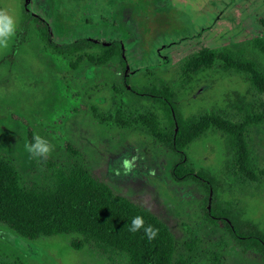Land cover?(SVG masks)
I'll return each instance as SVG.
<instances>
[{"label": "rangeland", "instance_id": "374dc122", "mask_svg": "<svg viewBox=\"0 0 264 264\" xmlns=\"http://www.w3.org/2000/svg\"><path fill=\"white\" fill-rule=\"evenodd\" d=\"M25 1L0 0V9L16 19L14 35L0 47V154L13 162L21 183L29 188L53 183L55 168L25 149L31 129L53 146L48 155L60 166L82 164L115 193L166 222L175 235L177 263L211 264L218 259L222 264H264L256 252L241 249L223 224L208 218L202 188L193 181L174 180L171 170L178 157L140 119L152 112L166 124L164 109L150 101L136 102L125 92L118 61L101 67L84 62L73 70L68 57L44 43L34 20L27 19V27L22 24L25 11L39 16L59 45L81 38L118 40L132 85L160 88L167 83L177 91L184 116L226 110L238 121L241 117L227 110V96L235 91L251 95L253 86L244 73L224 70L217 62L186 81L181 63L203 47H236L264 37V0ZM247 55L264 71V55L251 47ZM256 97L264 113V93ZM118 112L127 123L124 127L115 122ZM65 142L80 155H71ZM249 143L264 169V121L250 129ZM188 155L196 168L224 179L225 201L264 225V183L256 187L246 182L227 155L222 132L209 130ZM72 237L31 241L0 224V264H127L124 255L109 257L93 246L73 249Z\"/></svg>", "mask_w": 264, "mask_h": 264}, {"label": "trees", "instance_id": "16d2710c", "mask_svg": "<svg viewBox=\"0 0 264 264\" xmlns=\"http://www.w3.org/2000/svg\"><path fill=\"white\" fill-rule=\"evenodd\" d=\"M27 19L38 24L44 43L55 53L68 57L73 70H78L84 62L101 67L118 61L125 92L136 102L146 100L157 103L164 109L166 124L152 112L140 115V119L151 136L178 157L171 170L174 180L193 181L202 188L206 193L205 208L208 218L214 223L223 224L226 232L241 249L256 252L264 262V225L247 218L239 206L225 201L224 179L206 169L196 168L188 155L191 145L197 139L209 130H218L224 136L231 163L246 182L253 183L256 187L264 183V169L253 158L249 143L250 129L260 126L264 121V113L258 110L256 97V93L257 96L264 93V71L258 62L247 55L250 47L264 55V37L236 47H203L181 63L182 76L186 81L210 70L217 62L222 64L224 70L244 73L254 87L251 95L235 91L227 96V110L241 117L237 121L229 118L226 110L184 116L177 91L167 83L160 88L132 85L127 75L123 46L118 40L105 44L81 38L59 45L52 41L50 27L44 20L25 11L22 24L26 27L29 25ZM24 29L26 30L25 27ZM114 90L119 92L116 88ZM120 115L118 112L115 122L124 127L127 123ZM95 117L104 122V118L96 110ZM34 136L29 129V144L33 142ZM64 147L71 155H80L78 149L69 142H65ZM39 161L47 167L55 168L51 176L53 183L29 188L21 183L13 162L0 154L1 225L31 241L60 234L73 235L75 237L70 240L73 249L93 246L109 257L124 255L127 264H181L175 260L174 233L155 213L115 193L107 183L82 164L60 166L49 155L39 158ZM135 216L143 217L146 225L158 229L154 239L149 241L142 229L136 233L128 230L127 225ZM211 264L222 263L216 259Z\"/></svg>", "mask_w": 264, "mask_h": 264}, {"label": "clouds", "instance_id": "9594fccd", "mask_svg": "<svg viewBox=\"0 0 264 264\" xmlns=\"http://www.w3.org/2000/svg\"><path fill=\"white\" fill-rule=\"evenodd\" d=\"M16 30V19L14 16L8 14L7 11L0 9V47L6 46L9 39L14 35ZM52 145L48 140L34 136L31 144H25L26 151L33 158H45L51 151ZM130 232L136 233L143 230V234L149 241L154 239L158 234V229L152 225H146L143 217L135 216L131 219L130 224L127 225Z\"/></svg>", "mask_w": 264, "mask_h": 264}, {"label": "water", "instance_id": "95a60500", "mask_svg": "<svg viewBox=\"0 0 264 264\" xmlns=\"http://www.w3.org/2000/svg\"><path fill=\"white\" fill-rule=\"evenodd\" d=\"M28 2V0H26V3ZM105 44H107V43H105Z\"/></svg>", "mask_w": 264, "mask_h": 264}, {"label": "flooded vegetation", "instance_id": "af4514ba", "mask_svg": "<svg viewBox=\"0 0 264 264\" xmlns=\"http://www.w3.org/2000/svg\"><path fill=\"white\" fill-rule=\"evenodd\" d=\"M26 2V1H25ZM127 71H128V69H127ZM127 75H128V73H127Z\"/></svg>", "mask_w": 264, "mask_h": 264}]
</instances>
